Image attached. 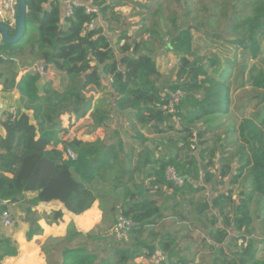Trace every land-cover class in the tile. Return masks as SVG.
<instances>
[{"label": "trees", "instance_id": "16d2710c", "mask_svg": "<svg viewBox=\"0 0 264 264\" xmlns=\"http://www.w3.org/2000/svg\"><path fill=\"white\" fill-rule=\"evenodd\" d=\"M83 1L99 8L103 19L112 8L107 4L108 0ZM26 2L28 16L22 40L13 45L3 42V46H0V69H6V72H0V79H5V86H16L17 75L13 73L8 57L20 52L22 42L27 39L29 27L32 26L36 27L38 35V39L33 42L37 56L63 78L61 88H55L53 82L45 81L42 95L39 89L42 76L38 73L27 74L16 86L22 95L23 111L14 120L11 116L2 124L6 137L0 136L1 205L8 208V204L21 202L25 194H34L36 197L31 200L32 206L59 202L68 212L77 216L89 211L99 201L104 216L103 223L89 234L79 232L71 224L65 237L47 239L41 247L47 264H134L138 259H149L157 250L168 255L169 264H183L174 262L178 256L175 236L168 232L157 234L154 230L164 220V214L157 200L148 196L153 189L156 193L173 189L177 195L189 192L188 204L196 206L195 213L190 218L182 217L194 228L200 224L208 238L220 246L218 253L221 256L216 257L213 264H264V259L258 258L254 240L250 238L251 203L256 195L264 199V116L258 123L251 119L241 122L238 128L239 146V141L230 142L232 139L228 136L224 139L226 145H221V137L207 140V130H197L194 126V122L224 112L223 107L228 98L224 81L226 70L215 71L214 75H210L209 69L216 64L214 61L207 67L183 56L178 71L179 83L170 84L169 80H162L154 61L151 36L137 42L123 32L117 40H113L115 34H106L102 27L104 23L95 30H86L92 17L85 13L84 8H77L71 19L63 20V0ZM237 19V23L233 24L234 32L241 38L233 44L243 48V55L249 54L252 60H257L260 42L264 40V0H254L250 12ZM230 20H234L233 17ZM178 31L170 38L171 47L178 54L190 55L191 34L187 29ZM249 76L252 87L263 92L264 103V67L254 66ZM105 77L113 81L109 93L111 102L102 101L92 108L84 93L91 86L101 88ZM201 77L204 79L200 81ZM177 89L184 90L187 96L173 116L165 110L168 100L164 95L168 90ZM115 105L122 110H134L131 120L135 118L137 125L149 129L152 135L161 136L170 131L183 134V145L176 147L174 156L163 157L155 163L148 148H145L140 166L133 168L131 162L121 161L124 153L122 140L117 146H109L107 139L92 143L75 139L64 143L63 147L65 150L71 149L76 160L66 159L64 152L57 147L61 117L73 114L81 119L92 109L94 129L108 130L111 115L116 114ZM29 111L34 114L35 125L27 114ZM174 118L185 123L181 130L171 123ZM137 137L142 144L147 142L140 131ZM195 138L202 140L203 144L197 147L200 148L199 152L191 155V151L197 150ZM233 146L237 149L234 154L228 150ZM182 152H185L184 159L180 158ZM219 152L223 163L219 165L217 174L212 168L214 160L220 156ZM206 156L210 160H206ZM232 162L237 168L230 184H237L245 176L252 185L249 192L240 194V201L235 204L232 190L225 194L220 192L224 181L233 172ZM149 165H153V171L148 174V179L152 181L146 187L144 182L136 183L135 176ZM170 167L186 178L183 187L168 181L166 171ZM99 180L113 186L115 190H123V201L96 194L90 185ZM200 180L211 191L218 193L211 201L195 202V197L205 191L202 189L204 187L199 186ZM226 202L234 205L232 215L225 212ZM208 212H215L210 223L205 222ZM27 215L25 221L30 225L27 241L30 242L35 236L41 235L43 229L32 210L29 209ZM62 220L63 212L56 211L47 218V223L57 225ZM107 220L110 224L106 226ZM124 223H130L131 226L125 227ZM218 223L222 227L216 228ZM1 228L0 223V264H4L6 260L19 255V245L4 235ZM103 228L125 229L129 239L134 241L148 232L153 242L142 240L131 248L124 241L117 245L103 244L101 253L105 257H99L89 246L104 239ZM239 240L243 241V246L237 250Z\"/></svg>", "mask_w": 264, "mask_h": 264}, {"label": "rangeland", "instance_id": "374dc122", "mask_svg": "<svg viewBox=\"0 0 264 264\" xmlns=\"http://www.w3.org/2000/svg\"><path fill=\"white\" fill-rule=\"evenodd\" d=\"M253 1L254 0H108L107 4L112 6V8L105 14V18L103 19L102 17V19L108 24L109 30L115 32L116 39H118L123 32L129 38L137 42H140L143 37L147 39L151 36L153 38L151 44H153L152 48L155 52L153 55L154 61L157 63L162 80H169L170 84L174 85L179 83L178 71L183 56L188 57L193 63L198 62L200 65L203 64L207 67H210L211 61H214L216 64L209 69L210 75H214L215 71L220 72V70H226L224 81L228 92V98L223 107L224 112L218 115H210L203 120L194 122V126L197 130H207L205 136L207 140L213 137H221V139H223L221 145H226L227 142L224 139H226L227 136L232 139L230 142L239 141L238 128L244 119H251L258 123L264 116V103L262 102L263 92L252 87L249 76L250 69L254 66L264 67V40L260 42V56L257 60H252L249 54L243 55V48L233 44L236 39L241 38L240 35L235 34L236 32H234L233 24L237 23V18L241 19L246 13L250 12V5ZM231 17H233L234 20L231 21ZM178 29H187L191 34L190 55L178 54L171 47L170 38L173 34L179 33ZM164 42L165 44H163ZM26 49L25 55L21 53L13 57V59H16V57L23 56V59L20 62L18 60L17 63L13 62L11 65L12 71L13 67L18 68V63L22 65L25 62V57H27L26 54H28L29 49V57L24 64L31 65L33 62L31 46ZM5 70L3 71L5 72ZM202 79H204V77H201L200 81ZM110 81H112V79L109 77V86L111 85ZM112 116L113 115H111V117ZM174 120L175 119L171 120L173 126H175L177 130H181L185 123L181 120ZM133 124L131 119L126 123L122 121L120 124L114 121L113 125H110V128L106 130V136L104 138V140L107 139L109 141V146H117L122 140L124 153L121 155V161L131 162V167L133 168L140 166L139 164H141L144 158L145 148H148L147 151L151 155L152 162L155 163L163 159V157L174 156L177 152L176 147H181L183 145L182 138L184 136L183 134H178L176 131H170L161 136H151L149 130H143V127H141L145 132L144 135L135 124L133 126L134 129H132ZM127 126L131 128L128 129ZM138 131L147 139L146 143L142 144L141 140H139L137 137ZM194 142L197 150L195 152L191 151V155L199 152L200 148L197 147L203 144V141L198 138H195ZM239 145L240 141L237 146ZM228 150L234 154L237 149L233 146ZM128 156L129 158L132 157L130 161ZM180 158H185V152L180 153ZM221 159L222 156L220 154L219 158L214 160L215 165L212 171L214 170L217 174L219 173V165L223 163ZM206 160H210V157L206 156ZM233 162V172L229 174L224 181L223 189L220 192L224 193V189L226 192L232 190V197L235 204L240 201V194L249 192L252 185L245 176L240 178L237 184H230L237 168L236 164ZM152 167L153 165H149L146 169L138 172L135 176L136 183L140 184L144 182L145 186L148 187L149 183L152 181L148 179V174L153 171ZM96 182L98 183H94L92 186L102 193L101 196L119 202L123 201V190H115L113 186L103 182L101 183L100 180ZM130 186L131 189H134L132 185ZM155 191L156 190L153 189L152 193L148 196L157 200L160 210L164 214V220L161 221L154 230L157 234H165L166 232L173 234L175 236L174 238H176L177 252H182L183 256H186V260L183 261L179 260V258H181L180 256H176L174 262L180 261L183 264H213L216 257L221 256V254L218 253V246L211 245L212 241L208 238L206 233L202 236L198 235L200 243L202 244H198L194 249L190 247L188 252L183 251V245L187 243V240L184 239H187L191 234L188 228L193 225L187 222V219L182 217V215L187 218L193 217L196 207L195 205L190 206L188 204L187 197H189V192L186 191L177 195L174 194L173 189H163L161 193H156ZM215 194L218 193H214L210 188L206 189V191L195 197V202L211 201L209 197ZM225 206L226 214L232 215L234 205L226 202ZM250 209L252 216V225L250 227L252 234L250 238L254 240V248L257 249L258 258L264 259V199L256 195L251 203ZM32 213L35 215L33 210ZM214 214L215 212H208V217H206L205 222L208 221L210 223L212 217L215 216ZM109 224L110 221L107 220L105 225L107 226ZM196 225H198L197 229L201 230L200 224ZM216 226L217 225H215V227ZM102 231V237H104V239L97 243L94 242L89 246L99 254V257H105V255L101 253L103 244L110 246L111 244L117 245L119 242L124 241L126 245L131 248L135 243L142 240H145L147 243L153 242L148 232L138 236V239L134 241L129 239L125 229L103 228ZM201 231L203 232V230ZM207 240L211 242L208 243ZM207 244L211 246L208 247ZM242 244L243 241L239 240L237 250H239L240 246H243ZM225 250L228 249L226 248ZM134 264L150 263L148 259H138Z\"/></svg>", "mask_w": 264, "mask_h": 264}, {"label": "crops", "instance_id": "0c3cea01", "mask_svg": "<svg viewBox=\"0 0 264 264\" xmlns=\"http://www.w3.org/2000/svg\"><path fill=\"white\" fill-rule=\"evenodd\" d=\"M64 1V0H63ZM48 8V6H47ZM102 23H104V27L106 29V33L110 36L115 34V32H112L109 30V26L105 25V21L101 17ZM12 30L15 33V27L12 28ZM13 33V34H14ZM27 39L22 42V46L20 49V52H18L17 56L21 53L25 55L26 48L31 46L32 48V56H33V62L31 65L24 64L26 60L29 57V52L26 54L27 57H25V62L22 65H19L18 68L13 67V73L17 75L16 77V86L20 83V81L29 73H38L37 70H39L41 67H44L46 69L45 73L40 74L42 76V84H39L40 94L42 95V90L44 88V82L45 81H51L53 82V85L55 88H61V80L62 76L58 75L55 70L52 69V66L45 65L43 61L37 56V50L33 48V42L38 39L37 30L35 26L30 27L29 32L27 34ZM113 40H117L116 37ZM3 46V44L1 45ZM13 55H10L8 58L11 59V65L13 62H16L19 60V62L23 59V56L16 57V59H13ZM48 67V69H47ZM17 70V71H16ZM4 72L0 69V72ZM6 72V71H5ZM161 74V73H160ZM12 79V75L10 76ZM5 79H0V136L6 137V130L3 127V122H5L8 118L11 117V113L13 110H17L18 113L23 111V101H22V95L19 91V89L15 86L10 88L9 86L4 85ZM109 78H104V84L101 88H97L95 86L89 87L85 91V97L86 99L91 103V107L95 108L99 102L107 101L111 102L110 98V86H109ZM91 111L88 113V115L84 118L77 119L75 115L73 114H66L61 117V121L59 124V132L57 134V141H58V150L63 149V145L65 143V136L67 134L74 135L77 140L92 143L97 140H104L106 136V129L105 128H96L94 129L93 120L91 117ZM27 114L31 118V123L36 124L33 112L29 111ZM131 116V115H130ZM128 116L127 119L124 118V116L120 114L113 113L112 116V124L114 121L120 124V122H127L131 118ZM132 121L134 124H136L137 128L144 134L145 132L143 130L148 131L149 129L142 128L140 125H137L136 119L132 118ZM128 127V126H127ZM129 129V128H128ZM151 136H154L151 134ZM145 135V134H144ZM1 175V172H0ZM201 182L204 183L203 180ZM98 182H95L97 184ZM102 183V182H101ZM94 184V183H93ZM92 184V185H93ZM200 184V183H199ZM90 185V188L95 191L96 194H102L101 192L97 191L94 186ZM226 187V186H225ZM206 191V189H209V186L205 184V187L202 188ZM224 194L226 193L225 189L223 190ZM216 195H213L212 197H209V200H212ZM36 197L34 194H25L23 197V200L19 203L15 204H8V209L12 213L13 217V227L10 229H4L1 228L2 233L6 235L7 237L11 238L14 242H16L19 245V255L15 258H10L6 260L4 264H47L46 258L44 254L42 253L41 247L42 245L47 241V239L54 237V238H63L67 235V230L71 224H74L75 227L79 230V232H83L85 234H89L90 232L97 229L98 226H100L103 223V212L101 211L100 202L97 201L93 207L87 211L86 213L82 215H74L70 212H68L64 206L59 202H52V203H40L38 205L32 206L31 200H33ZM1 203V202H0ZM31 208V209H30ZM30 210H33L35 213V216L39 219V225L43 229V233L39 236H35L32 241H27V232L30 229V225L25 221L26 217H28L27 212ZM56 211H62L63 212V220L57 224V225H48L47 218ZM120 219V218H118ZM222 225L220 223L217 224L216 228H220ZM191 231V234L189 237H187V243L186 245H183V251H187L190 249V247H197L200 243V238L198 235H204V232L201 230L194 228L193 226L188 228ZM208 230V229H207ZM198 233V234H197ZM202 240V239H201ZM205 242V240L203 239ZM208 243H210L207 240ZM208 245V244H207ZM212 246H218L220 250V246L216 245L215 243L211 242ZM211 245H208L211 246ZM206 246V245H205ZM207 247V248H208ZM212 248V247H210ZM186 252V253H187ZM179 260L183 261L186 260V256H183V253L178 252Z\"/></svg>", "mask_w": 264, "mask_h": 264}, {"label": "built area", "instance_id": "2783aa9c", "mask_svg": "<svg viewBox=\"0 0 264 264\" xmlns=\"http://www.w3.org/2000/svg\"><path fill=\"white\" fill-rule=\"evenodd\" d=\"M77 8H84L85 13L92 17V21L87 25L86 30L92 31L95 30L98 26H102L100 9L84 2L83 0H64L63 1V20L71 19L74 16V12ZM17 17V0H0V22L4 25L14 28L16 25ZM104 32L106 29L103 24ZM107 34V33H106ZM3 38L0 34V46L3 44ZM38 73H45L46 69L41 67L37 70ZM113 81H110L112 83ZM187 93L182 89L177 90H168L164 95L168 100V104L165 107V110L168 114L175 115L176 109L181 105L185 100ZM12 120L18 116V111L13 110L11 113ZM175 121H180L179 118H174ZM77 139L72 134H67L65 136V143ZM64 146V145H63ZM66 159L75 161L76 155L71 149H62ZM166 176L169 182L173 183L177 187H183L186 181V178L179 176L176 170L172 167L168 168L166 171ZM199 186L205 187V184L200 181ZM0 223L4 229H10L13 227V217L12 213L8 208H3L0 203ZM125 227H130V223H124ZM150 264H169V257L167 254L157 250L151 257L148 259Z\"/></svg>", "mask_w": 264, "mask_h": 264}, {"label": "water", "instance_id": "95a60500", "mask_svg": "<svg viewBox=\"0 0 264 264\" xmlns=\"http://www.w3.org/2000/svg\"><path fill=\"white\" fill-rule=\"evenodd\" d=\"M27 16H28V7L26 0H17V17H16L15 33L13 34L9 26H6L0 22V34L3 38V41L6 44L13 45L22 40L24 31L26 29ZM115 112L116 114H120L124 116L125 119H127L128 116L134 114V110L131 109L122 110L119 108L118 105H115ZM128 128L130 129L131 127L128 126Z\"/></svg>", "mask_w": 264, "mask_h": 264}]
</instances>
